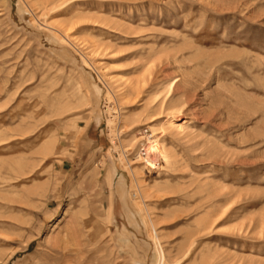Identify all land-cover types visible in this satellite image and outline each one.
Returning a JSON list of instances; mask_svg holds the SVG:
<instances>
[{
  "label": "rangeland",
  "instance_id": "rangeland-1",
  "mask_svg": "<svg viewBox=\"0 0 264 264\" xmlns=\"http://www.w3.org/2000/svg\"><path fill=\"white\" fill-rule=\"evenodd\" d=\"M208 253L264 264V0H0V264Z\"/></svg>",
  "mask_w": 264,
  "mask_h": 264
},
{
  "label": "bare ground",
  "instance_id": "bare-ground-1",
  "mask_svg": "<svg viewBox=\"0 0 264 264\" xmlns=\"http://www.w3.org/2000/svg\"><path fill=\"white\" fill-rule=\"evenodd\" d=\"M173 88H174L173 84H170V85H168L166 87L165 94H164V100L163 101H160V103L157 105V111H159V114H163V112L166 110V108L168 109V107H166V103L171 98V93L173 91ZM131 93L132 94H136V97H137L139 95V93H140V89L137 86H134ZM156 100L157 99H153L152 102H155ZM140 195H142L141 192H140ZM205 219H206V222H207V220H209V216L207 215L205 217ZM203 224L204 225H207L205 222H203ZM214 262H215V259L208 253V255L205 254V255H203L201 257V263L200 264H213Z\"/></svg>",
  "mask_w": 264,
  "mask_h": 264
}]
</instances>
